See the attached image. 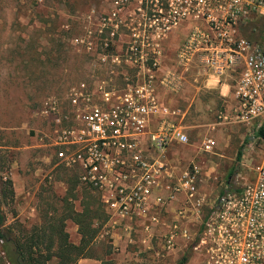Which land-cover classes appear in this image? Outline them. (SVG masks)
<instances>
[{"label":"rangeland","instance_id":"374dc122","mask_svg":"<svg viewBox=\"0 0 264 264\" xmlns=\"http://www.w3.org/2000/svg\"><path fill=\"white\" fill-rule=\"evenodd\" d=\"M157 2L146 5L147 0H0V208L6 228L15 235L57 216L62 209L61 200L67 196L66 171L54 158L46 138L48 123L41 116L46 99H64L82 81L89 84L93 79L105 80L109 89L119 90L126 83L151 79L159 102L163 99L167 107L182 109L180 99L184 93L174 97L173 106L171 93L175 87L184 86L185 91L192 75L205 70L198 60L184 65L179 58L189 31L199 21L184 18L178 26L165 29L158 23ZM162 14L166 16L167 12L163 10ZM263 23L264 19L256 20L245 32L252 27L259 29ZM103 54L119 55L120 60L101 65ZM233 108L219 107L212 113V121L221 124L219 134L218 130L203 131L202 135L193 132L187 145L171 148L179 158L192 156L200 167L198 190L208 201L231 191L229 181L230 185L236 182L235 186L238 181L249 182L263 154V144L252 125L220 118L232 117ZM157 122L158 116L150 121L148 130L156 133ZM205 138L216 140L218 145L204 149ZM239 150L241 158L237 161ZM81 188L78 184V190L70 197L75 210L80 208L84 196ZM90 193L100 199L97 193ZM109 224L108 216L91 243L98 256L108 257L114 251ZM65 225L69 240L77 243L81 235L78 225L70 220ZM162 236L156 233L150 239L152 249L142 254L139 264H175L183 252L190 254L184 248L181 253L162 256ZM1 244L0 240V264H9ZM141 246L136 243L134 250ZM88 261L79 258L77 264ZM94 262L100 261L89 264Z\"/></svg>","mask_w":264,"mask_h":264},{"label":"built area","instance_id":"2783aa9c","mask_svg":"<svg viewBox=\"0 0 264 264\" xmlns=\"http://www.w3.org/2000/svg\"><path fill=\"white\" fill-rule=\"evenodd\" d=\"M147 1L149 5L154 0ZM156 2L158 23L165 29L184 18L199 21L179 53L182 64L198 60L213 76L235 78L232 117L220 118L262 129L258 138L263 154L254 168L256 179L247 183L243 194L227 190L212 201L199 194L198 165L172 181L173 173L154 155L172 142L187 144L188 137L175 119L169 120L180 111L159 102L151 79L126 83L119 90L109 89L105 80L82 81L64 99H46L41 116L48 123L49 147L59 165L78 175L80 186L100 196L110 222L138 220L163 235L162 254L185 238L190 254L181 264H264V237L257 227L260 218L264 221V23L245 32L254 21L264 19V0ZM119 60V55L109 54L99 59L101 65ZM157 116L153 133L148 128ZM202 145L206 150L216 146L212 138ZM173 204L169 225L165 215ZM194 224L199 229H193Z\"/></svg>","mask_w":264,"mask_h":264},{"label":"crops","instance_id":"0c3cea01","mask_svg":"<svg viewBox=\"0 0 264 264\" xmlns=\"http://www.w3.org/2000/svg\"><path fill=\"white\" fill-rule=\"evenodd\" d=\"M230 77L231 76L228 75L219 77L213 76V74H211L209 71L203 70L199 75H192L191 80L187 82L188 86L186 87L185 91L183 86V88H178L179 90L176 88L174 90V93H171L172 97L170 101L172 102V106L174 97L177 99L184 93V95L180 99L182 101L180 103L183 105L182 109H176L180 111V114L175 118V121H177L175 122V125H177L179 129L187 135L188 142L189 137L193 132H198L199 135H202L203 131L206 132L212 130V132H214L218 130L217 133H220L219 130L221 128V124L212 121V113L219 107L221 109H229L230 106H235L231 105V103L234 104V82ZM161 102L163 106H166L163 99ZM215 144L216 146L218 145V142L216 140ZM185 145L187 144L172 142L166 146L162 154L154 155L156 161L165 164L168 170L173 173L174 178L171 179L172 181H177L179 178H181L182 174L185 171L189 170V168L196 164L194 163V159L192 156H188L187 159L179 158V155L175 152V150L171 149L175 146ZM171 180H167V182L170 183L169 181ZM175 206L176 204H173L172 208H170L171 210L169 209V212L171 213L165 215L166 222L169 225L173 223L172 211H174L173 209L175 208ZM109 225L110 228L108 232L109 234H111L109 235L110 242L113 246L114 251L112 252V254H109L107 259L111 260L113 264H139V262L143 258L142 254H145L148 249H152L150 245V239L153 236H156V229L148 230L144 228L142 223L138 220L132 223L118 222L114 224L110 222ZM138 226L140 228H138ZM177 242L178 244L176 248L169 251V253H181L183 252V250H187L188 242L185 238H179ZM136 243L142 245L138 250H134ZM184 253L185 252H183L181 256H183ZM80 259H83L85 261L90 260L88 261V264L93 261H100L99 264H101L100 259L92 258V256H84L80 257ZM177 262L178 261H176V263ZM94 264L96 263L94 262Z\"/></svg>","mask_w":264,"mask_h":264},{"label":"trees","instance_id":"16d2710c","mask_svg":"<svg viewBox=\"0 0 264 264\" xmlns=\"http://www.w3.org/2000/svg\"><path fill=\"white\" fill-rule=\"evenodd\" d=\"M255 131L258 136L262 129ZM240 158L239 150L236 160L239 161ZM65 171L67 196L61 200L62 211L60 210L57 216L45 220L40 227L32 226L30 230L17 236L6 228V218L0 208L1 247L9 264H77L78 259L84 256L100 259L101 264H113L107 259V255L103 257L96 255L91 246L102 225L108 220L99 197H94L90 189L81 186L84 196L80 200V208L75 210L70 197H73V192L78 190V175H71L67 170ZM232 175L230 172V176ZM67 220L78 225L81 235L77 244L69 240L70 234L65 225ZM187 257V253H184L176 264H181Z\"/></svg>","mask_w":264,"mask_h":264},{"label":"flooded vegetation","instance_id":"af4514ba","mask_svg":"<svg viewBox=\"0 0 264 264\" xmlns=\"http://www.w3.org/2000/svg\"><path fill=\"white\" fill-rule=\"evenodd\" d=\"M152 16H155V14H152ZM256 177L257 176L254 172V175L252 176V179H250L249 182H252L253 179H256ZM249 182L242 183V182L238 181V183H237L238 186H235L236 182H235V185L234 184L230 185V181L228 184H229V186H231L233 188L232 191H234L236 194L239 195V194H243L245 187H246L247 183H249ZM225 193H227V191ZM263 226H264V221L262 220V218H260L259 223L257 224V227H258L259 236H261V237H264V227ZM258 238H260V237H258Z\"/></svg>","mask_w":264,"mask_h":264}]
</instances>
